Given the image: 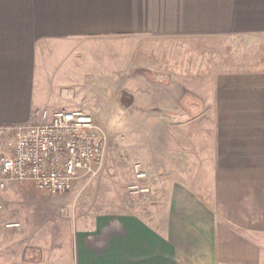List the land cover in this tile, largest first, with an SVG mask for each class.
<instances>
[{"label":"crops","instance_id":"0c3cea01","mask_svg":"<svg viewBox=\"0 0 264 264\" xmlns=\"http://www.w3.org/2000/svg\"><path fill=\"white\" fill-rule=\"evenodd\" d=\"M215 38L229 53L244 45L235 56L244 67L203 64L214 56L202 57L200 46ZM120 42L137 72L122 117L193 126L174 133L166 156L190 144L204 163L186 176L169 171L180 176L167 182L156 213H84L57 236L31 224L23 233L36 247L0 264H264V0H0V125L37 122L44 109L82 110L103 124V111L85 99L92 81L81 68L113 60ZM188 75L197 83L175 86ZM189 99L198 113L176 120ZM5 187L33 194L18 204H54L31 181L8 180L0 195ZM37 216L26 212V222Z\"/></svg>","mask_w":264,"mask_h":264},{"label":"rangeland","instance_id":"374dc122","mask_svg":"<svg viewBox=\"0 0 264 264\" xmlns=\"http://www.w3.org/2000/svg\"><path fill=\"white\" fill-rule=\"evenodd\" d=\"M204 43L200 46L203 49H200L203 51L200 55L209 57L211 54L214 60L203 59V64L213 65L214 63L219 66L222 64L224 68L229 63L231 65L229 67H244L243 62L240 63L235 59V56L241 57L244 45L232 44V51L229 53L223 38L209 39ZM104 47L106 46H102L101 49L106 52ZM112 47L114 52L116 48L118 52V56L113 60L107 59L106 56L95 61L88 59L87 62H83L85 69L81 68L83 72L90 74L88 78L92 81L86 86L88 90L85 94L86 101L97 105V108L104 113L99 120L107 131L108 145L101 171L93 178L84 177L76 180L64 193L48 192L38 195L46 198L47 201L54 202L53 205L46 207L45 205L18 204V197H32L33 194H20L18 190L8 194L5 187L0 195V261L18 259L19 250L21 251L24 247H36L37 243L32 241L34 243L32 245L31 240H27L24 236L27 233H23L26 228L30 230L31 224L35 231L44 233L54 230L57 236L68 227L78 226V218L84 213L94 214L101 211L137 212L142 215L156 213L164 203L167 182L176 175L180 176L178 173L169 171L175 168L183 169L184 173L181 175L186 176L204 163L205 158L196 156L195 151L190 149V144L184 146L178 156L175 154L170 158L166 156V153L175 151L174 133L185 134L193 131V126L187 125L181 128L178 125L169 124L130 125L129 119L122 117L123 112L129 113V110L124 108L129 97L126 93L127 82L133 76L135 77L137 72L134 69L135 63L133 65L130 60L131 52L128 51V45L120 42L117 47L114 45ZM194 47L190 49V52H199L198 46ZM187 77V79L182 78V82L175 86L183 83V86L188 87L186 85L197 83L192 75ZM115 80L118 86H115ZM114 91H118L117 96ZM204 127L199 125L198 128ZM163 138L172 141L165 144L159 143V140ZM11 199L14 200L11 201ZM26 212H37L38 220L26 222ZM40 244L43 245L46 242L39 241L38 246Z\"/></svg>","mask_w":264,"mask_h":264},{"label":"built area","instance_id":"2783aa9c","mask_svg":"<svg viewBox=\"0 0 264 264\" xmlns=\"http://www.w3.org/2000/svg\"><path fill=\"white\" fill-rule=\"evenodd\" d=\"M40 114L37 122L0 125V187L8 180L31 181L39 190L60 194L80 178L95 177L108 145L102 124L82 110Z\"/></svg>","mask_w":264,"mask_h":264},{"label":"trees","instance_id":"16d2710c","mask_svg":"<svg viewBox=\"0 0 264 264\" xmlns=\"http://www.w3.org/2000/svg\"><path fill=\"white\" fill-rule=\"evenodd\" d=\"M189 107L186 111H184L183 113H173V116L176 120H184V119H188L194 115H196L198 112H195V105L198 107V111H199V101H196L194 99H189Z\"/></svg>","mask_w":264,"mask_h":264}]
</instances>
